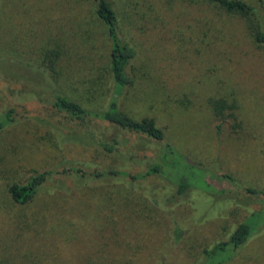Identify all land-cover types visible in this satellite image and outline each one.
Masks as SVG:
<instances>
[{"label": "rangeland", "instance_id": "obj_1", "mask_svg": "<svg viewBox=\"0 0 264 264\" xmlns=\"http://www.w3.org/2000/svg\"><path fill=\"white\" fill-rule=\"evenodd\" d=\"M111 1L136 50L120 109L153 119L165 142L117 131L107 154L91 137L113 128L54 106L62 94L106 109L115 94L92 0H0V264H264V196L245 191H264V46L253 36L264 0H246L250 20L201 0ZM165 143L189 162L139 181L92 175L146 173ZM43 172L32 203L11 199L10 185ZM245 221V245L206 257Z\"/></svg>", "mask_w": 264, "mask_h": 264}, {"label": "trees", "instance_id": "obj_2", "mask_svg": "<svg viewBox=\"0 0 264 264\" xmlns=\"http://www.w3.org/2000/svg\"><path fill=\"white\" fill-rule=\"evenodd\" d=\"M96 5V16L98 20L106 27L107 35L110 41L109 68L111 77L115 84V94L111 98L106 109L92 110L85 107L82 103L65 95H58L55 98L54 106L61 112L67 114L71 119L87 122L97 120L106 126L113 128L115 131L110 133V139L96 141L91 137V144L98 145L107 154L117 152L118 146L122 144L117 131L130 132L140 137L165 142V134L161 128L151 118L137 120L128 113L122 111L119 106V98L127 87L134 84V78L129 74L132 62L136 57V50L124 40L121 34L120 17L117 9L111 0H92ZM210 4H215L229 14H238L250 20L256 14V9L246 0H201ZM255 42L264 46V27L259 25L253 31ZM1 99V95H0ZM213 112L219 119L227 109V103L224 100L214 101L212 104ZM231 108V107H230ZM11 112L6 115V121H10ZM6 122L0 121V129L6 126ZM174 147L165 143L158 154V162L148 169L146 173L133 175L130 172L107 170L100 173H93L95 178L116 177L129 178L132 181L144 180L149 176L165 175L168 168L178 169L184 161L189 162L186 157L176 154ZM174 156L180 157L181 161ZM49 172H43L29 177L25 182H15L9 187L11 199L20 205L32 203L37 196L40 188L49 179ZM170 176V174H166ZM227 178V176L225 177ZM233 181L231 178L228 179ZM180 194H184L189 187H192L187 178L182 176L177 182ZM252 195L264 196V191L245 189ZM253 228L248 222L241 223L230 236L228 241L216 244L211 250L206 249L205 254L209 259H215L217 255L228 250H236L247 243L253 234ZM225 260L218 261L215 264H224Z\"/></svg>", "mask_w": 264, "mask_h": 264}]
</instances>
